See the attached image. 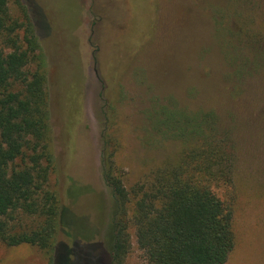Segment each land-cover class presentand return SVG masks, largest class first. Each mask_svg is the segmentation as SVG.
<instances>
[{
	"label": "rangeland",
	"instance_id": "1",
	"mask_svg": "<svg viewBox=\"0 0 264 264\" xmlns=\"http://www.w3.org/2000/svg\"><path fill=\"white\" fill-rule=\"evenodd\" d=\"M24 1L47 63L50 185L75 227L63 228L57 243L76 248L74 264H110L102 121L111 122L115 161L130 186L180 154L181 139L161 123L162 107L189 115L216 107L236 115L224 122L240 138L227 192L236 234L228 264H264V0ZM131 233L124 264H142ZM48 261L37 246L0 241V264Z\"/></svg>",
	"mask_w": 264,
	"mask_h": 264
},
{
	"label": "trees",
	"instance_id": "2",
	"mask_svg": "<svg viewBox=\"0 0 264 264\" xmlns=\"http://www.w3.org/2000/svg\"><path fill=\"white\" fill-rule=\"evenodd\" d=\"M98 51L95 44L94 58ZM46 68L26 2L0 0V241L37 246L49 264H74L76 248L57 243L63 228L75 227L50 185L55 157ZM161 110L167 132L182 141L180 154L130 186L115 161L111 122L102 121L101 174L111 196L104 238L110 264H124L132 228L142 264H225L236 246L234 201L227 192L240 138L224 122L236 115L216 107L191 115Z\"/></svg>",
	"mask_w": 264,
	"mask_h": 264
},
{
	"label": "crops",
	"instance_id": "3",
	"mask_svg": "<svg viewBox=\"0 0 264 264\" xmlns=\"http://www.w3.org/2000/svg\"><path fill=\"white\" fill-rule=\"evenodd\" d=\"M235 247H236V246H235ZM234 250H235V248H234ZM234 250L231 252V254H230V256H229V258H228V260L226 261L225 264H228V263H229V261H230V257H231V255H232V253L234 252ZM235 264H241V263H240V261H239V262H236Z\"/></svg>",
	"mask_w": 264,
	"mask_h": 264
}]
</instances>
